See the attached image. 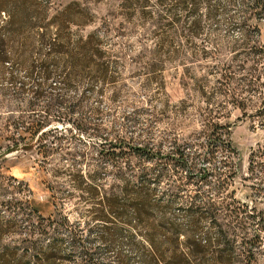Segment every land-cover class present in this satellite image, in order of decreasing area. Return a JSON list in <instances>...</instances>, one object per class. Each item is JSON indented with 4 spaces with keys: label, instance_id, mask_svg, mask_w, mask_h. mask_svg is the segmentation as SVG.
I'll list each match as a JSON object with an SVG mask.
<instances>
[{
    "label": "trees",
    "instance_id": "16d2710c",
    "mask_svg": "<svg viewBox=\"0 0 264 264\" xmlns=\"http://www.w3.org/2000/svg\"><path fill=\"white\" fill-rule=\"evenodd\" d=\"M135 2L142 6L147 3L146 0H123L121 6L128 12L134 9ZM223 2L156 0L158 58L155 63H145L141 70H151L154 74L149 79L155 82L157 71L162 89L166 60L183 66L185 76L194 74L189 68L191 65L212 63L216 67L213 73L223 85L234 76L231 62L241 55L245 85L242 95L234 92L229 96L235 100L242 117L256 118L263 125L264 0H230L238 10L242 20L240 28L245 33L243 45H231L229 50L233 55L224 61L220 59L219 46L214 45L213 50L208 47L212 43L207 39L205 25V19H216L221 13ZM73 6L80 10L72 12ZM142 10L144 14L146 10ZM47 13L48 7L39 3L0 0V80L10 85L7 90L21 104L17 108L21 113L6 117L0 125V156L28 146L35 139L41 140L54 122L70 123L77 129L85 127L88 123L83 108L93 84L116 82L118 78L115 68L123 54L110 49L105 33L81 31L91 25L93 15L89 10L74 1L52 17ZM103 25L108 27L109 21L104 20ZM73 27L77 29L72 31ZM174 36L183 37L189 43L188 49L177 45ZM25 49L29 56L22 67L23 75H19L20 55ZM163 53L167 54L164 58ZM7 63H11V69L3 72ZM82 85L85 89L79 96L68 95V91ZM199 87L201 96L206 98L201 107L203 119L199 131L187 137L176 131L170 139L156 145L153 140L140 143L132 137L129 141L120 136L115 139L101 136L98 156L110 163L113 176L121 181L120 194L115 191L102 194L100 187L86 189L83 185L77 189L91 190V196L97 201L94 207L99 208L94 219L106 225L105 229L114 222L110 241L121 233L116 224L119 220L129 228L127 236L131 243L147 245L143 264H257L259 255L264 256V211L250 210L237 199L238 150L231 140L233 122L221 121L228 117L212 108L203 82ZM254 95L259 99L256 108ZM152 162L156 168L154 164L149 165ZM155 169L154 177L150 176ZM151 181L156 186L172 182L166 197H156V222L152 219L153 192L145 189ZM29 205L36 220L29 219L24 237L27 233L28 236L49 234L50 223L43 225L42 221L50 220L52 215L45 219L32 202ZM61 225L73 243L82 246L76 257L69 255L66 260L72 264H113L101 255L100 247H87L85 242L90 243L89 237L83 240L65 216ZM140 227L144 228L143 233ZM5 231L9 229L0 220V233ZM101 238L102 233L98 239ZM51 246H56L53 241L47 249H40L34 255L38 264L55 263L58 254ZM19 249L0 244V264H21L27 252L23 248L18 254ZM117 257L119 263L124 262L122 257Z\"/></svg>",
    "mask_w": 264,
    "mask_h": 264
},
{
    "label": "rangeland",
    "instance_id": "374dc122",
    "mask_svg": "<svg viewBox=\"0 0 264 264\" xmlns=\"http://www.w3.org/2000/svg\"><path fill=\"white\" fill-rule=\"evenodd\" d=\"M28 1L46 5L48 17L54 16L57 10L66 5L78 2L81 8H86L93 15L91 25L81 31L98 30L108 35L111 47L110 44L107 47L120 51L123 59L115 68L118 76L116 82L93 84L83 108L88 125L79 130L70 123L54 122L45 130L41 140L35 139L28 146H21L12 153L0 156V220L9 229L0 233V244L11 248L20 247L18 254L25 248L27 254L21 264H38L34 255L40 249H47L51 241L56 245L51 246L52 249H56L58 254L54 264H72V261L65 259L66 256L76 257L82 246L74 244L69 232L63 229L61 223L64 216L69 225L82 234L83 240L89 237L90 243L85 242L87 247H100L101 255L113 264H143L147 245L143 247L131 243L127 236L129 228L119 220L116 224L121 233L114 237L113 242L110 241L114 222L105 229L106 225L94 219L99 212V208L94 207L97 201L91 196V190L80 191L77 186L83 185L86 189L100 187L102 194L112 191L120 194L121 181L113 176L110 163L98 156L102 148L98 140L101 136L109 139L120 136L128 140L132 137L140 143L153 140L156 145L170 139L176 131L184 137L199 131L203 119L201 107H204L206 99L200 94L201 82L208 97H211L212 108L228 117L221 121L233 122L231 140L238 150V158L235 159L236 197L248 209L264 211V124L261 125L256 118L242 117L235 100L229 96L234 92L242 95L241 89L245 85V70L240 68L241 55L231 62L234 76L225 80L223 85L217 81V74L213 73L216 67L211 62L189 66L194 74L185 76L183 66L176 61L166 60L164 86L160 89L161 80L157 77V71L155 82L149 79L154 74L151 70H141L145 63H155L158 58L156 0H146L145 6L135 2L134 9L128 12L121 6L123 0ZM73 7L74 11H71L74 13L80 10L79 7ZM142 9L146 10L144 14ZM104 20L109 21L108 27L103 25ZM241 22L237 8L230 0H224L216 19H205L207 39L212 43L208 47L213 50L214 45L219 46L220 59L223 61L233 55L229 50L231 45H243L245 32L240 28ZM76 29L73 27L72 31ZM174 37L177 45H185L184 49H188L189 43L183 37ZM24 51L20 55L19 75H23L22 67L29 56L27 49ZM166 56V53L162 54L163 58ZM10 69L11 63H7L3 72ZM9 86L0 80V125L6 117H17L21 113L17 110L21 105L19 100L16 101L19 98H14L11 91L7 90ZM84 86L68 91V95L79 96ZM253 104L254 108L259 105L257 95H254ZM248 112L254 113L253 110ZM140 164H137V169ZM149 165L156 168V163ZM155 172L156 169L150 176L154 177ZM171 183L162 182L156 186L151 181L145 187L153 192L152 219L155 222L156 197H166ZM129 199L125 201L126 206ZM29 202L45 219L52 215L50 220L42 221L43 225L50 223L49 234L28 236L27 233L24 237V228L29 229L28 224L31 222L29 219L36 220ZM139 231L143 233L145 230L140 227ZM101 233L103 238L99 240ZM117 256L122 257L124 262L119 263ZM257 264H264L263 255H259Z\"/></svg>",
    "mask_w": 264,
    "mask_h": 264
}]
</instances>
